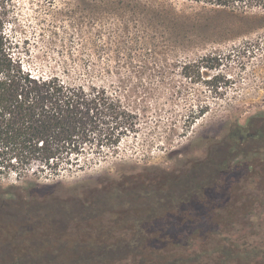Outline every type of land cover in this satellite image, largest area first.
<instances>
[{
    "label": "rangeland",
    "instance_id": "rangeland-1",
    "mask_svg": "<svg viewBox=\"0 0 264 264\" xmlns=\"http://www.w3.org/2000/svg\"><path fill=\"white\" fill-rule=\"evenodd\" d=\"M141 1L173 6L204 27L166 35L182 45L135 51L132 40L142 34L132 31L128 38L117 17L88 2L15 0L17 15L8 30L27 67L64 76L67 65L72 71L86 66L80 78L72 73L74 79L107 88L139 120L137 131L104 160L50 178H36L32 170L21 178L13 172L0 177V220L23 231L12 236L2 229L0 252L37 246L42 258L51 257L48 264H100L105 244L130 240L139 210L158 206L150 190L174 183L181 193L195 173L203 177L231 155L232 169L215 174V191L178 205L207 206L204 213L187 207L184 219L163 214L144 220L142 240L118 253H145L159 247L154 238L168 233L182 255L177 264H264V210L257 208L264 206V172L255 188V170L264 165V10ZM93 41L114 50L111 73H100L101 60L81 59L83 46L92 48ZM209 159L214 164L207 166ZM181 177L185 184L176 181ZM110 187L107 193L119 191L117 198L96 205L101 207L86 220L63 219L69 217L64 210ZM53 206L62 208L63 217Z\"/></svg>",
    "mask_w": 264,
    "mask_h": 264
},
{
    "label": "trees",
    "instance_id": "trees-1",
    "mask_svg": "<svg viewBox=\"0 0 264 264\" xmlns=\"http://www.w3.org/2000/svg\"><path fill=\"white\" fill-rule=\"evenodd\" d=\"M185 1L209 10L238 12L264 10V0ZM83 2L90 3L95 11L111 13L117 17L128 38H133L132 31L141 33V36L132 40L135 47L132 49L135 51L140 48L150 49L151 46L165 48L182 45L183 42L180 40H169L166 35L183 33L185 35L188 31L204 27L199 20L182 16L173 6L148 5L141 0H83ZM17 6L15 0H0V177L13 172L21 178L28 176L32 170L36 178H50L66 171H76L116 153L123 138L137 131L139 120L137 113L125 106L120 98L107 88L97 86L93 82L87 84L77 82L72 73L80 78L84 75L86 66L80 65L78 70H73L74 72L69 65L65 66L63 68L65 77L58 73H39L27 67L23 56L16 50L17 43L8 30L16 18ZM91 40L88 39V43ZM92 44V48L87 44L83 46L79 53L82 55L81 59L84 60L83 57L86 56L88 61L94 58L101 60L103 65L100 73H111L114 50L105 44H98L97 41H93ZM257 133L259 134V130L248 135L256 136ZM229 156L231 155H226L216 162L218 166L204 172L206 174L203 177L202 174L200 176L199 173H195L196 180L191 178L188 183L185 177L176 180L182 184L186 182V185H182L184 189L181 193L175 191L174 183L167 186L166 182H163L166 186L161 185L165 187L157 191L150 190L149 192H154L157 197L155 203L158 206H146L148 207L146 210H139L132 238L120 242L121 244L115 247L105 244L103 251L107 256L100 264H177L181 261L182 255H176L178 244L168 238L170 235L168 233L164 239L159 236L154 238L159 247L153 246L145 253L128 251L120 256L122 253L118 252L137 245L142 240L146 234L142 224L144 220H154L163 214H167L168 218L184 219L187 217V207L204 213L207 206L178 205L187 204L194 198L200 200L207 193L215 191L217 188L215 174L229 172L232 169L233 160ZM211 160L209 159L205 165L214 164ZM263 172L264 165L259 163L255 170L257 190L260 182L258 180ZM112 188L99 191L100 193L91 196L92 198L86 196L81 206L73 205L64 210L69 213V217L65 215L63 219L86 220L91 216L90 210H98L101 207L96 205L117 198L114 195L120 192L109 193ZM149 192L148 195L151 194ZM85 203L90 207L84 206ZM59 207L53 206V210L55 214L60 213V218L64 214H61L63 210ZM257 208L258 211L264 210V206ZM240 217L238 221H243ZM2 223L0 220V232L3 229L12 236L23 234L20 228ZM161 241L164 242L160 243ZM0 251H3L2 247ZM41 251V247L29 246L26 251L23 247L16 248L14 253L10 254L0 252V264H48L47 259L51 257L42 258ZM115 251L118 254H115Z\"/></svg>",
    "mask_w": 264,
    "mask_h": 264
}]
</instances>
